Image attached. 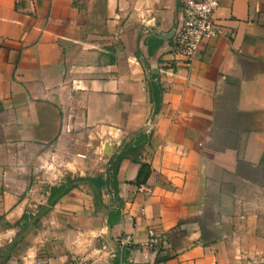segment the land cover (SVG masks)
<instances>
[{"label":"crops","instance_id":"crops-1","mask_svg":"<svg viewBox=\"0 0 264 264\" xmlns=\"http://www.w3.org/2000/svg\"><path fill=\"white\" fill-rule=\"evenodd\" d=\"M184 2L0 0V264H264V0H221L192 61ZM141 134L117 195L80 181L49 207L92 138L109 162Z\"/></svg>","mask_w":264,"mask_h":264},{"label":"built area","instance_id":"built-area-1","mask_svg":"<svg viewBox=\"0 0 264 264\" xmlns=\"http://www.w3.org/2000/svg\"><path fill=\"white\" fill-rule=\"evenodd\" d=\"M221 0H185L183 19L175 30L174 53L187 61H192L200 52L204 43L222 34L216 22L215 13ZM159 243L154 233L148 245Z\"/></svg>","mask_w":264,"mask_h":264},{"label":"trees","instance_id":"trees-1","mask_svg":"<svg viewBox=\"0 0 264 264\" xmlns=\"http://www.w3.org/2000/svg\"><path fill=\"white\" fill-rule=\"evenodd\" d=\"M151 88L153 90L152 102L155 106L154 113H157L160 108V104H161V93L160 92L162 90L157 85V83L154 81L151 82ZM148 140L149 138L147 135L141 134L140 136L132 138L129 142H126L123 151L118 156L114 155L110 159L109 161L110 165H109L108 173H107L108 176L106 178H104L103 175H97L94 177H80L77 179L68 178L67 182H64L60 185L51 186L50 196L48 198L49 207L54 206L58 202V200L62 198V196L67 194L73 187H75V183H78L80 181H86L93 187L94 192H95V199L97 203H99V200L102 197V190L105 186H107V184H110L112 186V188L116 191V195H117L116 176H117V172H118L122 159L128 154L129 151L132 152L135 156L138 155L139 149L142 148L144 145V142ZM134 160L138 161L141 164V167L139 169V172L136 178V183L138 185L144 184L148 181L152 173L151 165L149 163L139 161L137 157H134ZM119 214H120V211H115L113 213L114 217H116L117 219L115 222L119 220ZM28 218H29V215L26 213L24 214L22 220H27ZM112 221L113 220H111L110 218V224L113 223Z\"/></svg>","mask_w":264,"mask_h":264},{"label":"rangeland","instance_id":"rangeland-1","mask_svg":"<svg viewBox=\"0 0 264 264\" xmlns=\"http://www.w3.org/2000/svg\"><path fill=\"white\" fill-rule=\"evenodd\" d=\"M92 144L89 146L86 145L85 148H83L82 154H79V158L81 159L82 168L75 170H72V172L69 170V166H58L61 167L63 170V182H67L68 178L77 179L80 177H92L97 176L99 173L106 171L107 164L109 163L107 160V150H105V143L104 139L102 138H92ZM87 142V141H84ZM55 159L51 158V163H54ZM72 167V166H70ZM51 173L55 171L53 168H51ZM72 169V168H71ZM85 171V172H84ZM84 173V174H83ZM80 174H83L82 176ZM58 177H54L53 175H50V178H46L47 181L50 182V184H57ZM61 183V184H62ZM42 185H46L45 183H42Z\"/></svg>","mask_w":264,"mask_h":264},{"label":"water","instance_id":"water-1","mask_svg":"<svg viewBox=\"0 0 264 264\" xmlns=\"http://www.w3.org/2000/svg\"><path fill=\"white\" fill-rule=\"evenodd\" d=\"M149 126H150V125H147V126L145 127V130H146V129H148V128H149ZM107 145H108V144H107ZM47 208H48V207H47ZM47 208H46V209H47Z\"/></svg>","mask_w":264,"mask_h":264}]
</instances>
